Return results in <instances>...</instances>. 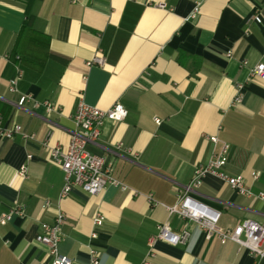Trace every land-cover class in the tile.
I'll use <instances>...</instances> for the list:
<instances>
[{"label": "crops", "instance_id": "crops-1", "mask_svg": "<svg viewBox=\"0 0 264 264\" xmlns=\"http://www.w3.org/2000/svg\"><path fill=\"white\" fill-rule=\"evenodd\" d=\"M96 55L104 64L86 65ZM258 63L264 0H0V118L33 135L0 136V214L14 207L23 213L0 225V264L49 263L35 238L58 211L59 252L73 264H88L92 251L98 264H143L160 223L189 237L177 245L156 240L149 264H264L167 210L195 165L217 148L211 135L229 144L224 171L264 192V79L250 75ZM238 83L243 100L232 104ZM21 95L30 98L19 107ZM79 100L102 110L119 102L127 110L121 121L106 119L88 145L112 163L125 190L108 184L89 195L73 187L61 197L63 172L49 149L66 148ZM252 171L260 173L255 180ZM190 194L220 212L224 231L245 219L264 224V200L217 176L207 174Z\"/></svg>", "mask_w": 264, "mask_h": 264}, {"label": "built area", "instance_id": "built-area-1", "mask_svg": "<svg viewBox=\"0 0 264 264\" xmlns=\"http://www.w3.org/2000/svg\"><path fill=\"white\" fill-rule=\"evenodd\" d=\"M163 7L164 5H157ZM194 9V13L197 11ZM254 21L261 22L259 15H254ZM229 54V53H228ZM105 57L94 56L91 60H87L86 65L92 64L103 65ZM250 75L264 79V63H258L250 69ZM15 80L11 81V89ZM242 84L235 85L234 103H241L243 100ZM30 97L21 95L18 101V106H22ZM33 106L38 107L43 104L49 111L53 109V105L47 101L42 103L33 100ZM127 115L125 107L119 103H113L107 109H100L95 106L85 103L83 100L77 101V104L72 113V121L74 129L70 132L69 141L65 149L59 145H55L49 149V158L57 164L63 172L64 185L61 190V197L67 196L73 187H79L89 195L99 193L105 185H113L125 190L126 186L112 177V163L107 161L102 155L95 154L88 149V145L96 144L100 134L101 127L106 119L112 121H121ZM156 123L160 119H155ZM14 134H20L24 139H32L33 135L24 133L21 125L13 123L11 126H3L0 118V136L11 138ZM50 132H48V136ZM208 139L213 144L214 148L209 159L206 162L195 165L193 173L189 181L181 185L178 190L177 202L175 206L167 207L171 214H177L181 218L188 219L196 223L198 228L203 231L207 239L215 236L221 243L226 240H232L239 247L245 248L252 256L264 258V224L253 219H245L235 225L232 231H224L218 226L220 212L215 210L201 201L191 196V192L195 191L203 182V178L207 174L222 179L230 188L239 194L251 198L264 200V192L254 193L249 186L244 182L241 175H229L224 171V166L227 161V153L229 144L215 135L208 136ZM118 143L117 148H119ZM30 157L29 155L27 156ZM23 172V170H22ZM251 177L255 180L259 177L258 171H252ZM49 206V202L45 201L42 208ZM23 214L20 207H14L11 212L0 214V225L9 221L13 214ZM64 215L58 211L52 223H41V231L36 236V241L43 244L48 254L51 256L49 263L42 264H73L72 260L59 252V244L63 238L62 223ZM93 224L99 226L103 221V216L96 213L92 218ZM157 232L148 242V253L143 261V264H149L148 261L154 256L153 244L156 240H161L171 245L185 244L189 237V232L184 230L176 232L171 230L167 223H160L156 226ZM95 231L91 236H95ZM98 252L92 251L88 264H98Z\"/></svg>", "mask_w": 264, "mask_h": 264}, {"label": "trees", "instance_id": "trees-1", "mask_svg": "<svg viewBox=\"0 0 264 264\" xmlns=\"http://www.w3.org/2000/svg\"><path fill=\"white\" fill-rule=\"evenodd\" d=\"M23 30V29H22ZM113 56V59H116V57H117V54H114V55H112Z\"/></svg>", "mask_w": 264, "mask_h": 264}]
</instances>
